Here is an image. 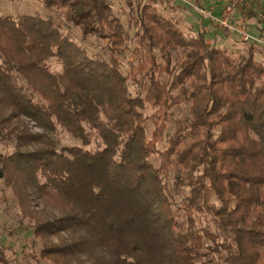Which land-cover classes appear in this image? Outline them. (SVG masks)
<instances>
[{
  "label": "trees",
  "instance_id": "16d2710c",
  "mask_svg": "<svg viewBox=\"0 0 264 264\" xmlns=\"http://www.w3.org/2000/svg\"><path fill=\"white\" fill-rule=\"evenodd\" d=\"M36 1L84 39L106 41L103 55L90 57L47 20L0 15V128L20 126L9 131L16 144L4 170L44 206L34 237L60 243L39 258L264 264L261 48L247 43L235 59L209 46L205 31L186 37L148 3L132 20L130 49L107 0ZM175 111L185 114L169 132ZM63 135L79 143L58 147ZM29 146L39 148L20 151Z\"/></svg>",
  "mask_w": 264,
  "mask_h": 264
},
{
  "label": "rangeland",
  "instance_id": "374dc122",
  "mask_svg": "<svg viewBox=\"0 0 264 264\" xmlns=\"http://www.w3.org/2000/svg\"><path fill=\"white\" fill-rule=\"evenodd\" d=\"M111 5L113 16L118 18L127 42V46L132 49L136 46L135 33L138 28L133 25V18L137 17V10L140 6L154 3L158 11L166 18L175 23L186 37H193L199 31H205L209 46L226 50L229 54L238 59L248 50L247 43L238 39L235 32H224L216 29L211 23V19L217 18V12L213 11V4L222 5V0H198L202 3L201 8L196 5L195 0H107ZM0 15L9 17L33 16L47 20L59 29V32L68 37L72 42L86 51L90 57L101 56L105 51V42L97 40L95 37L84 39L78 28L67 23L62 15L55 8H46L36 0H0ZM236 26L246 33L254 34L256 31L264 32V23H259L254 17L245 23L237 22ZM230 35V36H228ZM256 60L264 64V46L258 45ZM132 62L130 53H125L120 59L121 71L124 75L129 73V65ZM51 70L60 72V67L49 61ZM162 79H166L163 77ZM166 81V80H165ZM130 91L134 88L128 82ZM151 112L146 111L149 115ZM184 111H175L171 121L168 123V131L174 128L175 120L182 117ZM23 122L28 123L25 119ZM29 124V123H28ZM31 126L32 131L39 132ZM13 127H20L19 123L11 121L8 127L0 128V247L6 250L8 258L7 264H51L39 258L38 253L45 245L60 244L56 237L46 240L37 239L33 235V229L37 220L42 221L44 206L41 201H37L31 186L26 188L23 185L8 184L7 171L4 170V163L9 155L14 152L16 144L15 135L10 134ZM8 133V134H7ZM61 145H75L79 142L68 135H63L58 141ZM39 146H29L20 149L21 152H33ZM31 195V197H29ZM36 199V200H35Z\"/></svg>",
  "mask_w": 264,
  "mask_h": 264
},
{
  "label": "built area",
  "instance_id": "2783aa9c",
  "mask_svg": "<svg viewBox=\"0 0 264 264\" xmlns=\"http://www.w3.org/2000/svg\"><path fill=\"white\" fill-rule=\"evenodd\" d=\"M253 13L259 23H264V0H222L218 17L211 19L213 26L224 32H235L240 41L264 46V34L253 35L239 29L237 18L247 21L248 14Z\"/></svg>",
  "mask_w": 264,
  "mask_h": 264
},
{
  "label": "crops",
  "instance_id": "0c3cea01",
  "mask_svg": "<svg viewBox=\"0 0 264 264\" xmlns=\"http://www.w3.org/2000/svg\"><path fill=\"white\" fill-rule=\"evenodd\" d=\"M157 2H159V0H156ZM191 1H193V0H191ZM195 2H196V5L199 7V8H201V6H202V3L200 2L199 3V1L198 0H195ZM214 5V7H213V11L214 12H217V14L219 13V9H220V7L221 6H216V4H213ZM237 22H239V23H245L242 19H240V18H237L236 20H235V24H237ZM259 34H264V32L263 31H256L253 35H259ZM228 36H230V35H228Z\"/></svg>",
  "mask_w": 264,
  "mask_h": 264
}]
</instances>
